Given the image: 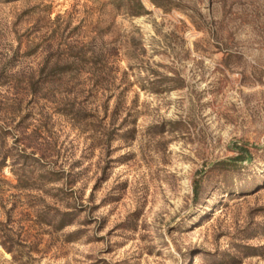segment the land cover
<instances>
[{"label":"rangeland","instance_id":"1","mask_svg":"<svg viewBox=\"0 0 264 264\" xmlns=\"http://www.w3.org/2000/svg\"><path fill=\"white\" fill-rule=\"evenodd\" d=\"M0 0V264H264V0Z\"/></svg>","mask_w":264,"mask_h":264},{"label":"trees","instance_id":"2","mask_svg":"<svg viewBox=\"0 0 264 264\" xmlns=\"http://www.w3.org/2000/svg\"><path fill=\"white\" fill-rule=\"evenodd\" d=\"M136 8L135 9H131L130 13L132 15H138V14H141L142 12V9H144V5L142 3L141 0H137V3H136Z\"/></svg>","mask_w":264,"mask_h":264}]
</instances>
